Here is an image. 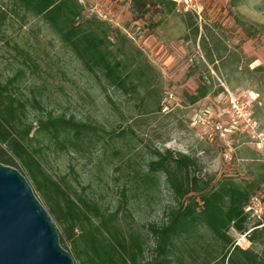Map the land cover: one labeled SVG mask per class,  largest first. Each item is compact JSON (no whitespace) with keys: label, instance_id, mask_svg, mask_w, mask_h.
Listing matches in <instances>:
<instances>
[{"label":"rangeland","instance_id":"374dc122","mask_svg":"<svg viewBox=\"0 0 264 264\" xmlns=\"http://www.w3.org/2000/svg\"><path fill=\"white\" fill-rule=\"evenodd\" d=\"M80 1L85 14L110 24L118 57L134 54L146 66L149 82L138 94L109 86L84 68L41 17L0 0L10 15L0 34V79L17 76L16 90L24 97L35 96L54 114L95 127L96 134L77 148L43 143L42 161L52 176L112 211L123 186L142 182L156 150L193 156L198 173L212 184L224 177L248 181L264 169V0H205L202 17L155 4L141 14L133 0ZM114 30L126 39L117 40ZM199 85L209 92L192 103L188 96ZM37 116L30 107L29 120ZM150 188L131 197L128 218L146 241L147 259L155 248L148 224L162 222L175 204L161 173L153 174ZM251 203L258 211H252L250 230L264 222V185ZM119 210L125 212L123 206ZM229 234L232 243L223 246L200 227L182 247L186 262L227 264L223 255L236 245L264 259V236L254 242L234 228Z\"/></svg>","mask_w":264,"mask_h":264},{"label":"trees","instance_id":"16d2710c","mask_svg":"<svg viewBox=\"0 0 264 264\" xmlns=\"http://www.w3.org/2000/svg\"><path fill=\"white\" fill-rule=\"evenodd\" d=\"M12 1L26 13L41 17L49 24L84 68L109 86L124 93L138 94L141 86L149 82L145 77L146 66L140 64L134 54L124 53L123 57H118L111 47L114 42L110 24L97 15L85 14L86 6L80 0ZM148 4L192 14L179 11L172 0H133L141 14L147 11ZM9 17L8 10L0 4V34ZM191 25L188 22V26ZM114 31L117 40L126 39L121 31ZM16 81L17 76L6 82L0 79V162L25 172L23 174L32 180L58 227L62 245L72 253L75 264H189L181 252L182 247L204 226L223 246L232 243L231 228L254 242L264 236V222L260 220L250 230L252 212L246 210L252 196L264 185L263 167L258 168L251 180L238 182L224 177L212 184L198 173V162L193 156L171 149L156 150L142 182L135 180L132 185L122 187L120 203L115 210L104 209L87 194L71 191L44 167L42 145L77 148L96 134L95 127L73 116L54 114L35 96L32 99L24 97L16 90ZM208 92L207 86L199 85L196 93L188 96L189 101L194 103ZM30 107L39 111L36 119L29 120ZM154 173L165 177L175 204L166 209L162 222L148 224L155 248L154 255L147 259L146 241L128 218L132 217L131 197L138 191L144 193L151 189ZM120 206L125 210L122 214ZM239 254L245 259H240ZM222 261L264 264V259L255 252L237 245L224 253ZM210 262L207 259L205 263Z\"/></svg>","mask_w":264,"mask_h":264},{"label":"water","instance_id":"95a60500","mask_svg":"<svg viewBox=\"0 0 264 264\" xmlns=\"http://www.w3.org/2000/svg\"><path fill=\"white\" fill-rule=\"evenodd\" d=\"M0 264H75L27 177L0 162Z\"/></svg>","mask_w":264,"mask_h":264},{"label":"built area","instance_id":"2783aa9c","mask_svg":"<svg viewBox=\"0 0 264 264\" xmlns=\"http://www.w3.org/2000/svg\"><path fill=\"white\" fill-rule=\"evenodd\" d=\"M177 4V8L179 11H183V12H190L193 13L195 15H198L199 17H202V13L205 9L204 6V2L205 0H172ZM216 3H222L225 1H229V0H213ZM253 204H256L255 202H253ZM247 211H254V213H257L258 209L254 207V205H252V203L246 207ZM253 213V212H252Z\"/></svg>","mask_w":264,"mask_h":264}]
</instances>
